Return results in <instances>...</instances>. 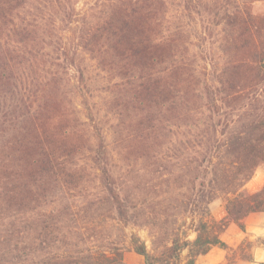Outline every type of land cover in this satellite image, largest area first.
<instances>
[{"label":"trees","instance_id":"1","mask_svg":"<svg viewBox=\"0 0 264 264\" xmlns=\"http://www.w3.org/2000/svg\"><path fill=\"white\" fill-rule=\"evenodd\" d=\"M78 1L55 0L45 13L40 0H0V264H126L124 249L91 241L97 218L85 212L157 224L151 205L118 187L100 120L73 109L66 89L75 97L88 89V68L110 76L117 147L160 162L171 190L163 194L180 199L171 209L192 219L194 239L159 226L151 249L136 235L131 249L146 264H183L185 251V264H198L227 249L229 222L244 231L249 215L264 212V185L246 189L264 165V0L207 7L206 30L222 27L223 64L204 89H189V52L177 43L182 26L171 27L170 0H96L81 19ZM171 150L180 165H171ZM87 168L102 187L78 207L68 202L70 185ZM217 199L227 214L220 220Z\"/></svg>","mask_w":264,"mask_h":264},{"label":"rangeland","instance_id":"2","mask_svg":"<svg viewBox=\"0 0 264 264\" xmlns=\"http://www.w3.org/2000/svg\"><path fill=\"white\" fill-rule=\"evenodd\" d=\"M40 1L41 8L45 13H49L53 8H57L55 0ZM95 1L96 0L78 1L75 6L76 13L79 16L78 19L83 17ZM214 2L215 0H170L168 16H170L169 20L171 27L176 28L182 26L183 34L182 37L177 40V43L187 47L189 52L186 60L189 71L188 74L191 80L189 89L195 87L204 89L206 84H209V86L212 85L222 68V27L218 25H209L211 30L207 31L206 24H203V21L207 23V19H205L208 14L207 7ZM260 7L264 10V4L260 5ZM209 24L213 23L211 22ZM86 63L90 67L91 62L88 61ZM88 69V73H86V77L88 76L89 78L88 89H81L77 97L70 93V90L74 92L75 89H66L72 101L73 109L77 112L78 110H82L83 114L92 113V115L100 120L101 127L108 136L107 143L109 146V155L111 156L110 161L112 164V171L117 179L118 187L122 188L129 195L144 199L146 204L151 205V209L147 208V211L157 224H150V226H139L134 224L124 225L123 223L110 219L105 209H99L97 211L89 210L86 211L84 215L87 218L94 215L97 218V223H95L97 226L92 228L87 235L92 237L90 238L92 239L91 241H94L97 246L105 241V243L110 241L117 247L124 249V261L126 264H146L144 258L131 249L133 235L141 237L150 249L152 248V237L159 231V226H162L164 230L167 231H178L182 238L186 233L189 235L190 239H194L195 234L192 231V219L180 213L179 209H171V207L179 204L178 200L180 199L177 200L176 198L169 197V195L174 192H170L168 195L163 194V191L168 192V190H170L166 182V178L169 176L161 177L162 172H160L161 170L159 168L160 162L151 159L147 160L145 157L141 156L134 159L136 156H128L126 153H123V150L117 147L115 143L117 136L113 133V126H115L117 120L115 121L114 112L110 109L114 96L113 91H111L112 89H107L110 76L93 68ZM79 116L85 121L84 115L82 116L80 113ZM199 117H201L200 113ZM91 140L96 142L94 137L91 138ZM169 156H174L171 165L174 163L180 165L181 158L178 157L179 153L177 151L171 150ZM125 157H128L131 163L128 168L124 162ZM169 169L173 171V173H177V170H175L176 167L169 166ZM173 178L174 176H172V179ZM173 181L174 180H172V183H174ZM263 185L264 165L258 168L252 180L246 185V189L254 193L261 189ZM171 186L174 187L176 185L172 184ZM101 187L102 184L98 173H95V171L90 168L79 171L75 183L70 185V190H74H72L73 194L68 196V202L80 207L88 199L97 197ZM63 188H65L63 184H59V190L62 189L61 191H63ZM162 200L164 207L159 208V206H157L156 208L155 204ZM212 212L219 220L226 218L227 214L225 212L223 199L214 201L212 204ZM263 233L254 241L248 236L243 238L244 235L241 233L238 226L233 225V222H229L227 228L221 235L222 239H224L225 235H228V239L224 240L228 248L221 249L215 247L212 249V254L210 256L200 257L197 263L246 264L248 261L253 260V247L263 244ZM159 242L158 240L157 243L159 244ZM187 254V251L183 254V264H185L187 260Z\"/></svg>","mask_w":264,"mask_h":264},{"label":"crops","instance_id":"3","mask_svg":"<svg viewBox=\"0 0 264 264\" xmlns=\"http://www.w3.org/2000/svg\"><path fill=\"white\" fill-rule=\"evenodd\" d=\"M233 225L236 224L233 223ZM240 231L244 235L243 238L248 236L250 237L251 240L254 241L258 236H260V234L264 232V212L254 213L249 215L245 219V230L243 231L240 229ZM250 232H254V233H250ZM227 239H228V235H225L223 240H227ZM211 254H212V250L205 256H210ZM246 264H264V243L261 244L260 246L253 247V260L248 261Z\"/></svg>","mask_w":264,"mask_h":264}]
</instances>
